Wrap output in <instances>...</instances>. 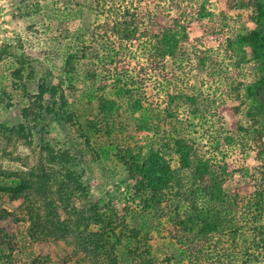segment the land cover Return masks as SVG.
Here are the masks:
<instances>
[{
  "label": "rangeland",
  "instance_id": "1",
  "mask_svg": "<svg viewBox=\"0 0 264 264\" xmlns=\"http://www.w3.org/2000/svg\"><path fill=\"white\" fill-rule=\"evenodd\" d=\"M103 1L106 7L101 6ZM99 2L85 12L81 7L64 9L54 0H0V122L16 126L22 120L21 109L28 104L26 97L47 81L64 93V108L71 115L66 119L48 115L42 120L39 126H47L42 142L37 136L30 142L20 138L9 142L0 132V171L23 174L29 167L37 171L45 163L43 145L54 152L67 150L76 155L72 169L81 175L90 198L103 212L117 213L124 240L130 228L139 231L141 242L131 237L130 244L141 250L140 256L126 264H241L243 258L234 251H245L244 244L258 237V231L249 232L254 224L264 225V213H258L264 207V83L256 93L248 90L264 69L252 49L238 41L239 33L255 25L256 6L252 0ZM113 2L120 9L118 19L128 17L123 15L124 7L142 17L150 9L167 17L179 15L186 35L182 48L159 57L155 65L150 53L160 34L157 27L139 39L119 40L111 35L105 45L92 42L91 36L83 40L89 36H79L85 22H102L104 10ZM200 5L207 12L202 17L197 15ZM81 42L94 45L93 53L92 47L91 53L75 60L70 72L64 66V54L73 43ZM12 52L25 62L24 79L15 80L16 87L10 82V73L18 67ZM25 91L30 94L23 96ZM185 95L193 96L194 103L181 97ZM180 135L190 139L199 155L209 158L220 172L229 204L178 201L173 198L174 188L164 187L158 199L149 187L136 190L121 154L129 149L128 153L142 159L154 147L165 150L175 168L178 156L172 142ZM182 173V185L196 187L189 172ZM3 178L0 173V184ZM19 194L0 188V264L123 262L109 261L105 252L93 256L78 250L73 224L71 230L63 228L62 237L48 233L47 205L55 196L54 187L48 191L27 186ZM234 196H238L236 203L231 201ZM27 208L43 215L40 222L45 230L35 227L36 213L33 220L24 218ZM205 217L217 221V232L206 234L199 225L191 226ZM100 227L89 224L86 231ZM262 236L251 251L260 250ZM250 264H264V259Z\"/></svg>",
  "mask_w": 264,
  "mask_h": 264
},
{
  "label": "trees",
  "instance_id": "2",
  "mask_svg": "<svg viewBox=\"0 0 264 264\" xmlns=\"http://www.w3.org/2000/svg\"><path fill=\"white\" fill-rule=\"evenodd\" d=\"M252 1L256 6L254 17L255 25L245 33H239L238 41L246 43L252 49L254 55L259 58L260 63L263 64V67L261 66L263 70L264 0ZM54 2L64 9L81 7L85 12L93 10L94 7L100 3L99 0H54ZM101 6L106 7L105 1H103ZM116 9L118 11H116ZM104 11L107 12L102 22H97L95 25L88 21L85 22L82 32L79 31V36L81 37L86 34L89 36L85 37L83 40H89L91 36L90 39L92 42L97 41L100 42L101 45H105L104 42L107 41L111 35L116 36V39L119 40L139 39L142 36H146L152 27H157L160 30V34L155 39L153 51L150 53V57L155 62V65H159V57L162 58L166 55H173L182 48L183 38L186 35L183 34L185 24L180 21L179 15H169L167 17L162 11L155 12L150 9L148 10V15L142 17L139 13L130 11L128 7H124L122 10L123 15L127 14L128 17L118 19L117 13L120 9L115 2ZM204 14H207V12L204 6L200 5L197 15L202 17ZM110 16L113 18H110ZM65 30L66 34H68V28H65ZM94 47V45L90 46L89 42L88 44L84 42H81V44L73 43L64 54V66L66 70L70 72L74 71L75 60L85 56L89 51L91 53L90 48H92L93 53ZM2 56L3 54L0 53V59ZM10 56H12L18 66L10 73V82L16 87L18 83H16L15 80L22 81L24 79L23 70L25 62L22 60V56L15 52L10 53ZM50 82L51 81H47V84L42 83L39 85L38 91L32 95L25 91L26 94H23V96L30 94L26 97L28 99V104L21 109L20 116L22 120L16 126H6V122H0V132L9 142L13 138H20L30 142L35 136L39 138V142H42L47 134V126L45 124L44 126H39V124L42 120L46 121L48 115H59L60 119L65 117L71 118V115L68 114L64 108L67 105V98H64L63 92L58 91L59 86L50 84ZM263 83L264 74L251 84L248 90L256 93ZM181 97H185L194 103L193 96L185 95ZM136 100V103L141 101L139 99ZM237 128H241V126L239 125ZM42 148V151H46L45 156L42 158L45 160V163L41 162L36 168L37 171L34 170L35 167H29V170L24 171L23 174H19L14 170L11 171V173H8V171H0L1 176L5 177L7 180L3 178L5 181L0 184V188L12 193L14 196H18L27 186L33 185L36 188L44 187L48 191L54 187L55 196L47 205V215L50 213L49 216L46 217L50 223L48 233H52L57 238L62 237L64 232L63 228H69V225L73 224V227L74 225L76 226L77 230L75 232L79 236V242L75 245L78 250L88 251L93 256H99L105 252V257L110 258L109 261L113 260L115 263L119 258L123 261L121 264H126L128 259L131 261L140 256L139 253L141 250H138L137 246L134 244H130L131 237L134 238L137 243L141 242L139 231L130 228L131 234L124 240L125 231L119 220H117V213L110 210L103 212L100 205L90 198V191L87 190L84 181L81 180V175H77L75 169H72L77 164L76 155L70 154L67 150L54 152L53 149L44 145ZM172 148L175 151L174 153L178 156V166L175 168L172 167L167 159L165 150L160 151L159 149H154V147H150L149 153L142 159L139 155L128 153L129 149H126L124 153H122L123 155L121 154V159L127 167L129 178L134 181L137 191L145 190L149 187L150 193L158 199L159 195H161V191L164 187H167L168 190L174 188L175 194L173 198L176 197L178 201H181V199L209 200L214 204H220L222 207L229 204L230 200L227 199L226 193L222 188L220 172L214 168L209 158L199 155L190 139L180 135L173 139ZM78 149L81 151L80 144ZM56 163L58 166L54 165ZM184 170L189 172L188 176L192 179L193 185H196V187L187 188L182 185V172ZM12 175H17L20 179H10ZM83 194L85 196H83ZM76 196L79 198L83 197V199L78 200ZM57 197L61 199L58 204L55 203ZM236 197L238 196L232 197L231 201L236 203ZM25 211L23 210L24 218L29 221L34 219V213L37 214L34 208L33 211H31L30 208L25 209ZM258 213L262 215L264 213V207L261 206ZM257 214L255 218H257ZM41 217H43V215L37 214L35 218L37 225H35V227L45 230L47 227L40 222ZM180 220L182 223L185 222L184 218H180ZM198 220L200 224L197 221L192 223L191 226L193 227L195 224L199 225V230L203 231V233L207 234L213 230L216 232L219 230L217 221L212 219L207 220L206 217ZM89 224L100 225L101 227L97 230L86 231ZM69 230H71V228H69ZM255 231H258L259 235L258 237L253 236L252 243L249 245L244 244L246 248L245 251H234L237 256L243 258L241 264H250L264 259V225L261 224L260 227H257V225L254 224L249 232L255 235ZM261 235L263 236L260 238L262 241L260 250L251 251L253 245L256 244V246H259L256 242ZM200 238H202V236H200ZM84 251L82 252L84 253ZM117 251L118 253L114 254Z\"/></svg>",
  "mask_w": 264,
  "mask_h": 264
}]
</instances>
